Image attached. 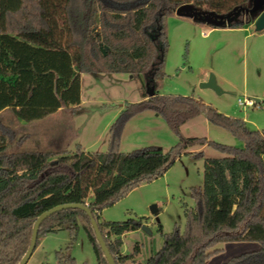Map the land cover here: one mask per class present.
I'll return each instance as SVG.
<instances>
[{"label": "trees", "instance_id": "1", "mask_svg": "<svg viewBox=\"0 0 264 264\" xmlns=\"http://www.w3.org/2000/svg\"><path fill=\"white\" fill-rule=\"evenodd\" d=\"M184 3L226 14L249 6L251 0H0V111L10 108L18 119L33 121L79 104L81 71L126 72L142 83V100L126 102L111 124L106 152H89L81 145L71 153L9 151L11 129L0 127V264H19L37 218L67 203L92 209L116 264L134 261L141 245L124 254L122 235L142 228L148 217L104 220L102 210L163 175L180 156H203V151L191 150L199 146L225 155L205 158L203 186L191 188L195 205L184 208V228L176 224L163 232L160 225L164 242L144 264H207L222 250L219 244L244 240L257 241L260 247L222 264H264V129L251 128L198 98L157 93L169 47L165 20ZM256 16L239 15L229 26L253 23ZM148 82L156 89L154 96L147 94ZM145 110L162 115L179 140L165 152L154 146L120 151L125 123ZM201 114L243 146L184 136L181 126ZM80 226L98 263L109 264L91 218L80 208L45 219L36 247L42 235L58 228L70 230V247ZM69 247L56 251L58 264H77Z\"/></svg>", "mask_w": 264, "mask_h": 264}, {"label": "rangeland", "instance_id": "2", "mask_svg": "<svg viewBox=\"0 0 264 264\" xmlns=\"http://www.w3.org/2000/svg\"><path fill=\"white\" fill-rule=\"evenodd\" d=\"M165 25L169 47L165 76L158 81L157 93L198 98L226 115L245 120L251 128L264 129V30H256L254 21L239 27H213L175 13L166 18ZM212 75L221 92L201 85ZM141 85L139 77L126 72L81 71L80 103L63 106L59 112L42 119L18 123L16 135L13 129L8 131L12 138L9 151L51 149L71 153L76 145H81L89 152H106L111 124L126 102L142 100ZM246 97L260 102L255 106L239 105L238 99ZM4 123L12 125L16 121ZM180 130L184 136H206L220 143L243 146L228 130L211 125L203 114L181 126ZM53 136L59 140L58 144L52 141ZM178 140L179 136L162 115L145 110L125 123L119 150L130 152L154 146L165 152ZM191 150L203 151L204 155L180 156L163 175L140 184L102 210L101 219L104 220L149 216L144 224L149 231L140 228L123 237L124 254L132 252L136 243L141 245L135 260L125 264H144L162 246L164 238L158 230L160 225L163 232H170L176 224L184 228V208L195 205L191 188L203 186L205 158L225 155L210 146ZM71 239L70 230L65 228L42 235L26 264H58L56 251L68 249ZM219 247L222 250L212 255L207 264H222L235 255L258 249L260 244L244 240L221 243ZM69 250L77 264H99L82 226Z\"/></svg>", "mask_w": 264, "mask_h": 264}, {"label": "water", "instance_id": "3", "mask_svg": "<svg viewBox=\"0 0 264 264\" xmlns=\"http://www.w3.org/2000/svg\"><path fill=\"white\" fill-rule=\"evenodd\" d=\"M250 13L257 15L254 20V26L255 29L258 31L264 30V0H251V3L249 6L245 7H235L232 11L226 13V14H220L215 11H210L207 9H202L199 7H196L192 3H184L180 6H178L175 10V14L179 16H186L190 17L194 20L200 21V22H206L209 24H212L215 27H221V26H229L231 23L235 20V17L238 16L240 13ZM203 87H210L218 92H221L219 89L215 77L212 75L209 80L203 82L201 84ZM147 94L149 96H154L156 93V89L153 85H150V83H147ZM257 102H260L259 99H256ZM66 208H80L84 210L89 217L91 218V223L94 228L96 238L100 243V246L102 248V251L104 252V255L108 261L109 264H116L115 258L111 254L109 247L107 246L106 241L104 240L103 234L99 228L98 222L93 216L92 209L86 205H83L81 203H67V204H61L57 205L51 209H48L44 211L36 220L34 226H33V232H32V239L31 244L20 261L19 264H26L31 257L32 253L34 252L37 244V238H38V232L41 223L47 219L49 216H51L53 213L66 209ZM142 229H145L149 231L147 225H143Z\"/></svg>", "mask_w": 264, "mask_h": 264}, {"label": "crops", "instance_id": "4", "mask_svg": "<svg viewBox=\"0 0 264 264\" xmlns=\"http://www.w3.org/2000/svg\"><path fill=\"white\" fill-rule=\"evenodd\" d=\"M260 101V100H259ZM59 110H61V108L59 109ZM59 110H57L56 112H59ZM56 112H54V113H56ZM10 114V116L9 117H7V115L6 114ZM52 114V113H51ZM50 115V114H49ZM15 118V119H14ZM45 118V117H44ZM195 118V117H194ZM42 119V118H41ZM193 119V118H192ZM192 119H190V120H192ZM11 120H15L16 121V123H12V125H6L4 122H7V121H11ZM189 120V121H190ZM23 120H20V119H18L14 114H13V112L11 111V109L10 108H5V109H3V110H1L0 111V127L1 128H3V129H5V130H10V129H13L14 130V134L16 135V133H15V129H16V127L18 126V123H21ZM189 121H187L186 123H188ZM186 123H184V124H186ZM183 124V125H184ZM182 125V126H183ZM192 136V135H191ZM16 138V137H15ZM52 141H54V143H59V140L55 137V136H53L52 137ZM14 140V139H13ZM197 149V148H196ZM204 149H205V147H204ZM145 217H149V216H145ZM130 232V231H129ZM127 234V232L126 233H124L123 235H122V238L125 236Z\"/></svg>", "mask_w": 264, "mask_h": 264}, {"label": "built area", "instance_id": "5", "mask_svg": "<svg viewBox=\"0 0 264 264\" xmlns=\"http://www.w3.org/2000/svg\"><path fill=\"white\" fill-rule=\"evenodd\" d=\"M238 103H239V105H241V106H255L256 105V103H258L256 100H254L253 98H251V97H246V98H239L238 99Z\"/></svg>", "mask_w": 264, "mask_h": 264}, {"label": "flooded vegetation", "instance_id": "6", "mask_svg": "<svg viewBox=\"0 0 264 264\" xmlns=\"http://www.w3.org/2000/svg\"><path fill=\"white\" fill-rule=\"evenodd\" d=\"M250 13H245V12H242V13H240L239 15H241L242 17H243V19H246L247 18V16L249 15ZM238 15V16H239ZM251 15V14H250ZM238 16H236L235 18H237Z\"/></svg>", "mask_w": 264, "mask_h": 264}]
</instances>
